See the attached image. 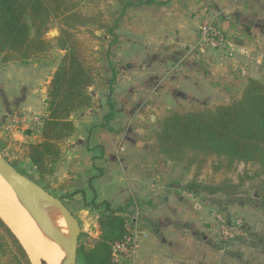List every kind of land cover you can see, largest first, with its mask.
I'll use <instances>...</instances> for the list:
<instances>
[{
    "label": "crops",
    "instance_id": "1",
    "mask_svg": "<svg viewBox=\"0 0 264 264\" xmlns=\"http://www.w3.org/2000/svg\"><path fill=\"white\" fill-rule=\"evenodd\" d=\"M155 1L166 4L137 9L158 14L149 22L137 23L142 36L132 32L123 37L120 33V44L111 57L116 83L109 92L97 86L92 89L94 106L78 116L79 132L64 143L58 170L67 173L65 178L76 173L91 179L92 189L86 191V196H109L114 208L133 202L127 212L137 211V218L132 220L140 244L136 264H210L208 246L199 243L209 220L208 201L182 190L179 184L159 181L150 151H145L142 159H135V173L129 165L120 169L128 158L116 151L127 135L119 127L125 117L143 124L154 121L158 114L152 113L162 111L166 115L179 102L195 104L206 87L215 93L220 90L230 99L231 93L242 90L250 79L264 83V0ZM208 11L220 14L221 29L237 46L238 52L232 58L197 50L200 17ZM166 13L170 14L165 17ZM56 68L57 64L44 80L39 76L34 89H23L14 102H4L0 121L13 109L28 118L42 117ZM20 69L17 77L24 74ZM151 94L156 98L147 96ZM108 97L116 102L118 110L117 118L110 124L111 132L100 126L108 112ZM163 98L171 104H163ZM20 130L14 137L21 144L29 139L27 130L36 131L27 127L22 133ZM24 160L34 171L30 161ZM173 241L179 244L174 247Z\"/></svg>",
    "mask_w": 264,
    "mask_h": 264
},
{
    "label": "trees",
    "instance_id": "2",
    "mask_svg": "<svg viewBox=\"0 0 264 264\" xmlns=\"http://www.w3.org/2000/svg\"><path fill=\"white\" fill-rule=\"evenodd\" d=\"M106 1H112L118 12L105 8ZM165 4L155 0H0L1 62L57 64L47 91L43 125L38 131L25 132L29 137L24 143L25 159L33 165L34 172L29 175L12 163L15 168L51 190L50 182L56 179L64 143L78 134V116L94 106L92 89L97 86L109 92L116 83L117 72L111 57L120 44L119 29L127 12ZM54 22L63 27L56 43L46 39ZM57 49L64 52L62 57L55 54ZM107 106L100 126L111 132L110 124L118 116L112 97L107 98ZM154 126L158 152L171 162H184L189 152L217 156L225 158L229 168L239 162L259 165L264 177V83L260 81L248 80L240 97L228 105L184 113L169 111ZM34 138L37 140H30ZM79 185L80 182L76 184ZM90 189L91 183L86 190H76L67 197L73 201L80 194L85 199ZM230 189L236 187L191 182L182 188L194 195L233 194ZM261 189L264 190V180ZM131 206L133 202L114 208L111 202L97 200L84 205L98 214L99 234L90 247L81 242L85 236L81 234L78 264H115L114 246L126 241L136 230L128 217ZM0 264H33L1 216Z\"/></svg>",
    "mask_w": 264,
    "mask_h": 264
},
{
    "label": "rangeland",
    "instance_id": "3",
    "mask_svg": "<svg viewBox=\"0 0 264 264\" xmlns=\"http://www.w3.org/2000/svg\"><path fill=\"white\" fill-rule=\"evenodd\" d=\"M136 1L141 2L144 0ZM163 1L165 0H159V2ZM103 6L109 11L118 12L112 1H106V3H103ZM155 13H157V11L142 12L137 9L129 10L119 29V34L121 33L123 37H128L131 36L132 32H137L140 35L138 28L140 25L137 23L139 21L149 22L155 15H158ZM158 13L161 15L165 14L161 11ZM169 14L170 13H166L165 17ZM205 14L206 12L200 17V23ZM193 16H195V14H193ZM108 22L112 23L109 18ZM52 30H58L59 33L56 38L51 39L56 43L57 39L62 35L63 27L54 22L49 26L47 34ZM80 30L84 31L83 28H80ZM210 51L206 52L208 53ZM55 54L62 57L64 52L57 49ZM10 65L12 64H4L0 60V97L2 95L4 96L0 98V106L3 105L4 102H7V100L14 102V98L17 97L18 99L23 89L24 91L34 89L36 86L35 84H38L37 80L39 76L41 80L50 77V73L56 64L45 65L43 63L34 64L29 62L25 63V66H23V64L21 66H19V64ZM20 68L24 70V74L22 77H17V75H19V70H21ZM216 92L217 93L211 92L208 87H206L203 96H198L200 101L191 105H188L187 102H179L178 105L174 107L173 111L184 113L191 110H203L205 108L214 109L219 105L230 104L233 99H238L241 95V90H239L237 93H231L232 97L229 99L221 94L220 90ZM147 96L156 98L153 94ZM103 98L105 99V97ZM161 102H164L163 104L165 105L171 104V102L164 98ZM204 102L208 103L204 104ZM21 112L22 111L13 109V111L11 110L4 115L3 122L0 121V153L6 161L17 165L22 171L31 175L34 171L24 160V144H21L20 141L14 137L15 134H10L5 128L8 116L14 113L20 114ZM152 114H158L157 117L154 118V121H145L143 124L128 117L122 118L121 127L119 128H121L123 133L126 131L127 135H125L121 144L118 145L116 151H118L120 155L122 154L123 158H128V160L121 163L119 168L123 169L124 165H129L132 173H135V171H137L133 166V163L135 164V159H142L141 155L145 151H150V156L153 157L152 160L156 167V176H159L160 179L159 181H164L169 184H179L181 188L191 182H197L204 186L236 187V189L229 190L233 194L219 193L210 195L205 192L198 194L208 201L209 207V220L208 223L204 225L206 229H202L203 231L202 235H200L201 240L199 243L208 246L210 264H264V190L261 189L264 177L261 175L260 166L252 163L245 164L239 162L234 164L232 168H229L225 158L196 155L191 152L188 153L184 162H171L158 152L155 138L157 129L154 124L162 119L165 113L157 111ZM116 128H118V126H116ZM22 129L20 130L21 133L23 132ZM122 148H124V151L121 150ZM190 161L192 162L190 163ZM16 169L19 172L21 171L17 167ZM66 174V172L64 173L60 170L57 171L55 176L56 179H52L50 182L51 190L49 192L60 198L75 215L81 226V234L85 235L81 242H83L86 247H90L93 241L98 238L99 234L96 219V217L98 218V214L92 211L91 208L84 207V205L93 200H97L98 203H101L103 201L111 202L112 199L109 198V196L99 198L97 196H85V199H83L82 196L79 195L78 199L71 201L67 195L73 194L76 190H86L92 180L86 177L81 178L76 173H70L68 174V178H65L64 176ZM78 182H80V185L76 186ZM92 183L94 184V182ZM61 216V219L52 231L55 233L54 236L57 234L55 238L58 239L56 240L58 243L61 242V244H63L68 240L69 246L71 241L70 230L62 214ZM2 217L7 220L4 216ZM128 217L130 220L137 218V211H131ZM7 221L12 224L9 220ZM66 232L70 234V237ZM131 233H136V230H132ZM173 243L174 247L179 244L177 241H173ZM138 246V253L135 256L128 255L126 257V255L118 253L115 257V264H136L140 251V244H138Z\"/></svg>",
    "mask_w": 264,
    "mask_h": 264
},
{
    "label": "water",
    "instance_id": "4",
    "mask_svg": "<svg viewBox=\"0 0 264 264\" xmlns=\"http://www.w3.org/2000/svg\"><path fill=\"white\" fill-rule=\"evenodd\" d=\"M58 34V30H52L46 35V38L51 40L56 38ZM0 175L11 187L17 199L28 211L39 229L50 239L54 240L55 236L50 222L48 221L45 206H53L61 212L67 222L71 234V244L69 249L60 245L62 250L65 252L63 264H78V248L81 236V226L75 215L68 209L63 201L31 180L28 176L19 172L11 163L2 157L1 153ZM40 263L47 264V262L43 259Z\"/></svg>",
    "mask_w": 264,
    "mask_h": 264
},
{
    "label": "bare ground",
    "instance_id": "5",
    "mask_svg": "<svg viewBox=\"0 0 264 264\" xmlns=\"http://www.w3.org/2000/svg\"><path fill=\"white\" fill-rule=\"evenodd\" d=\"M45 210L48 221L50 222L51 228L53 230L62 217L61 212L57 208L50 205H46ZM0 214L13 224L14 227L0 215L19 238L33 264H41L40 261L42 259L45 260L47 264H63L65 252L62 250L60 245L64 246L66 249H69L71 241L68 246V240L61 244V242L58 243V241H56L58 240L56 238L54 240L48 238L39 229L36 222L32 219L28 211L17 199L15 193L1 175ZM66 234L68 233L66 232ZM68 235L70 237V234Z\"/></svg>",
    "mask_w": 264,
    "mask_h": 264
},
{
    "label": "built area",
    "instance_id": "6",
    "mask_svg": "<svg viewBox=\"0 0 264 264\" xmlns=\"http://www.w3.org/2000/svg\"><path fill=\"white\" fill-rule=\"evenodd\" d=\"M219 19L220 14L218 12H206L199 26V38L197 40L196 48L202 53L212 50L224 54L225 57L232 58L238 52L237 46L233 40L223 32L220 27ZM42 125V117L28 118L18 113H14L8 116L5 128L10 134H15L17 131L25 127L38 131L41 129ZM121 150L124 151V148ZM138 244L136 233H131L126 241L114 246V258L118 253L126 255V257L128 255H137L139 249Z\"/></svg>",
    "mask_w": 264,
    "mask_h": 264
}]
</instances>
